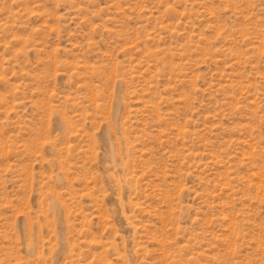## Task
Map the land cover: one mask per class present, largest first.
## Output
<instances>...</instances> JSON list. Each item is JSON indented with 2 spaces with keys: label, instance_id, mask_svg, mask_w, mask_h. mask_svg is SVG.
I'll return each instance as SVG.
<instances>
[{
  "label": "rangeland",
  "instance_id": "374dc122",
  "mask_svg": "<svg viewBox=\"0 0 264 264\" xmlns=\"http://www.w3.org/2000/svg\"><path fill=\"white\" fill-rule=\"evenodd\" d=\"M0 264H264V0H0Z\"/></svg>",
  "mask_w": 264,
  "mask_h": 264
}]
</instances>
